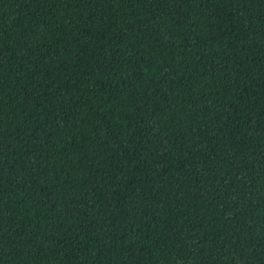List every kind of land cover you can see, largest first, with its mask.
I'll return each mask as SVG.
<instances>
[{
	"label": "trees",
	"instance_id": "trees-1",
	"mask_svg": "<svg viewBox=\"0 0 264 264\" xmlns=\"http://www.w3.org/2000/svg\"><path fill=\"white\" fill-rule=\"evenodd\" d=\"M0 264H264V0H0Z\"/></svg>",
	"mask_w": 264,
	"mask_h": 264
}]
</instances>
